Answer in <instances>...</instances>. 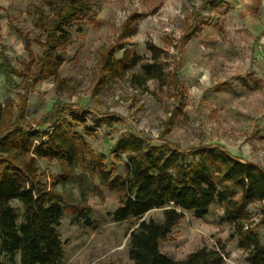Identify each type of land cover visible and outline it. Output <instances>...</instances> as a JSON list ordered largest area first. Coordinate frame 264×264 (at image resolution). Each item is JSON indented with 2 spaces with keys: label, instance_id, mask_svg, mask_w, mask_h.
I'll use <instances>...</instances> for the list:
<instances>
[{
  "label": "rangeland",
  "instance_id": "obj_1",
  "mask_svg": "<svg viewBox=\"0 0 264 264\" xmlns=\"http://www.w3.org/2000/svg\"><path fill=\"white\" fill-rule=\"evenodd\" d=\"M40 1L0 0V46L19 70L28 59L26 39L37 57L43 50L45 31L35 13ZM83 2L86 13L69 27L70 40L63 49V83L49 78L30 90L27 112L33 126L55 102L70 104L69 114L85 117L92 131H85L82 122L74 129L96 154L107 156L112 176L126 173L128 154L115 149L132 133L146 136V143H170L190 151L222 143L232 154L264 165V0ZM113 44L119 45L116 59L126 51L138 63L107 72L101 81V50ZM149 44L160 49L158 78L140 76L143 65L153 62ZM24 85L22 77H7L0 69L4 121H14ZM195 153L190 152V159ZM35 163L40 178L54 187L64 206L58 227L63 241L60 264H134L129 238L136 219L115 220L118 191L81 164L69 175L61 160L36 156ZM217 181L221 188L230 185L220 176ZM240 194L236 186L229 196L238 200ZM13 203L22 215V205ZM163 209H152L144 218L162 220ZM263 215L264 200L248 202L235 219L219 201L202 217L186 210L161 250L184 259L208 247L222 252L226 264H250L240 237L251 229L264 241Z\"/></svg>",
  "mask_w": 264,
  "mask_h": 264
},
{
  "label": "trees",
  "instance_id": "obj_2",
  "mask_svg": "<svg viewBox=\"0 0 264 264\" xmlns=\"http://www.w3.org/2000/svg\"><path fill=\"white\" fill-rule=\"evenodd\" d=\"M86 8L83 0H41L35 7L36 22L45 31L40 56L35 55L27 39L28 59L21 70L2 53L1 71L10 78L22 77L25 85L19 94L14 121L3 120L0 102V264L61 262L63 241L58 227L64 206L54 187L40 178L36 156L65 162L69 175L77 164L86 166L98 174L104 185L118 191L120 202L114 211L115 220L136 219L129 238L134 264H226L224 254L217 249L201 247L184 259H175L162 252L161 243L171 238L186 210L202 217L219 201L229 218L235 219L248 202L264 200L263 164L232 154L222 143L201 144L190 151L170 143H146V136L132 133L122 137L115 149L128 154L126 173L112 176L114 168L107 167V156L96 154L84 135L74 129L75 123L82 122L85 131H92L85 117L69 114L70 104L55 102L35 126L28 119L31 88L49 78L63 83L59 71L65 60L63 49L70 40L69 27L85 15ZM148 47L153 62L143 65L145 72L140 76L158 78L160 49L153 44ZM118 49L119 45L113 44L101 50V81L107 72H119L138 63V58L126 51L116 59ZM174 77L177 81L178 74ZM190 152H196V158L190 159ZM217 176L230 185L221 188ZM236 186L241 190L238 200L229 196ZM13 202L22 205V215ZM161 207L162 220L144 218L147 212ZM240 245L247 250L246 260L250 264H264V241L259 233L248 229L242 233Z\"/></svg>",
  "mask_w": 264,
  "mask_h": 264
},
{
  "label": "built area",
  "instance_id": "obj_3",
  "mask_svg": "<svg viewBox=\"0 0 264 264\" xmlns=\"http://www.w3.org/2000/svg\"><path fill=\"white\" fill-rule=\"evenodd\" d=\"M2 63V47L0 46V64Z\"/></svg>",
  "mask_w": 264,
  "mask_h": 264
}]
</instances>
